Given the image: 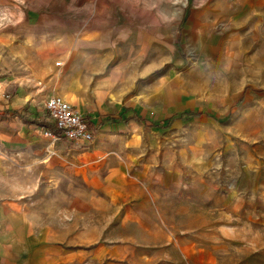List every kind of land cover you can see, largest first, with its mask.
<instances>
[{
  "label": "rangeland",
  "instance_id": "rangeland-1",
  "mask_svg": "<svg viewBox=\"0 0 264 264\" xmlns=\"http://www.w3.org/2000/svg\"><path fill=\"white\" fill-rule=\"evenodd\" d=\"M165 11L170 37L152 49L61 73L63 92L38 85V119L52 123L57 93L94 120L86 147L44 125L34 146L13 142L19 121L0 115V200L19 204L20 235L56 264H264V0H165Z\"/></svg>",
  "mask_w": 264,
  "mask_h": 264
},
{
  "label": "crops",
  "instance_id": "crops-1",
  "mask_svg": "<svg viewBox=\"0 0 264 264\" xmlns=\"http://www.w3.org/2000/svg\"><path fill=\"white\" fill-rule=\"evenodd\" d=\"M165 12V0H0V69L6 76L0 82V115L19 121L11 140L37 139L36 127L43 125L13 112L30 119L42 115L38 85L45 92H63L58 89L61 73L72 81L76 69L114 64L124 50L152 49L156 34L170 37L160 27ZM7 88L10 99L4 94ZM48 121L53 123L50 117ZM6 122L4 143L10 140ZM34 151L41 160V149ZM25 216L18 203L0 200V264H56L36 234L20 235L27 224Z\"/></svg>",
  "mask_w": 264,
  "mask_h": 264
},
{
  "label": "built area",
  "instance_id": "built-area-1",
  "mask_svg": "<svg viewBox=\"0 0 264 264\" xmlns=\"http://www.w3.org/2000/svg\"><path fill=\"white\" fill-rule=\"evenodd\" d=\"M48 116L53 120L60 133H55L50 127L43 126L44 135L53 141L66 140L86 147L94 141L95 132L89 125V120L68 100L60 95H52L46 101Z\"/></svg>",
  "mask_w": 264,
  "mask_h": 264
},
{
  "label": "trees",
  "instance_id": "trees-1",
  "mask_svg": "<svg viewBox=\"0 0 264 264\" xmlns=\"http://www.w3.org/2000/svg\"><path fill=\"white\" fill-rule=\"evenodd\" d=\"M15 115H19L21 118H23L25 121H27V122H36V123H38V124H40V125H45V124H47V123H45V121L44 120H42L43 118H41V119H38L37 117L35 118V119H30L28 116H25V115H22V114H19V112L18 111H14L13 112ZM199 114V112H185V114L184 115H186L187 117H193V116H195V115H198ZM140 119V118H139ZM173 121H174V118H170V119H168V120H162V121H159V122H157V123H155V124H152L153 126H155V127H160V128H168V127H170L171 125H172V123H173ZM49 126H50V128L55 132V133H60V131L55 127V124H48ZM89 125L92 127V128H94V122L93 121H89Z\"/></svg>",
  "mask_w": 264,
  "mask_h": 264
}]
</instances>
